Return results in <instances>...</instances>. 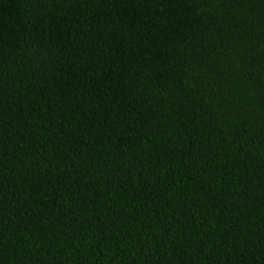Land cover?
<instances>
[{"label":"trees","instance_id":"obj_1","mask_svg":"<svg viewBox=\"0 0 264 264\" xmlns=\"http://www.w3.org/2000/svg\"><path fill=\"white\" fill-rule=\"evenodd\" d=\"M0 264H264V0H0Z\"/></svg>","mask_w":264,"mask_h":264}]
</instances>
